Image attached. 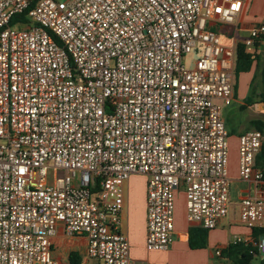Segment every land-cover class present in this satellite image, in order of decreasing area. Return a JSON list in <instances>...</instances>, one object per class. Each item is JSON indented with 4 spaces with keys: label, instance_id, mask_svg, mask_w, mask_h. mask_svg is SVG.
<instances>
[{
    "label": "built area",
    "instance_id": "2783aa9c",
    "mask_svg": "<svg viewBox=\"0 0 264 264\" xmlns=\"http://www.w3.org/2000/svg\"><path fill=\"white\" fill-rule=\"evenodd\" d=\"M247 1L0 0V264H60V229L87 240L71 264H133L122 230L133 175L147 177L148 251L172 245L181 189L191 227L229 215L224 108L237 47L262 42L264 24L233 45L223 34ZM239 143L241 179L263 182V132ZM239 219L263 233L264 256V200L243 198Z\"/></svg>",
    "mask_w": 264,
    "mask_h": 264
},
{
    "label": "crops",
    "instance_id": "0c3cea01",
    "mask_svg": "<svg viewBox=\"0 0 264 264\" xmlns=\"http://www.w3.org/2000/svg\"><path fill=\"white\" fill-rule=\"evenodd\" d=\"M264 24V0H248L237 25L238 30L223 34L227 45H233L248 35V30ZM247 47V46H246ZM251 55L250 68L237 73L235 71V87L233 103L224 108V119L229 134V178L231 209L229 215L222 219L213 230H208L205 248L192 249L189 245L191 227L186 219L175 224V239L167 251H148L146 248V196L147 185H144L141 196L137 199L136 211H132L129 219L128 210L129 186L125 185V209L123 222L126 220L125 234L130 241V256L133 264H233L229 259L218 255L235 242L254 244L256 232L240 223L239 204L243 198L252 197L264 200V181H244L239 170V138L257 130L255 121L264 122V39L252 47H247ZM237 68V67H236ZM259 131V130H258ZM261 154V152H260ZM259 154V155H260ZM256 158V168L264 173V162ZM144 176V175H143ZM196 228V227H195ZM87 240L82 236L67 237L60 229L53 239V256L60 264H71L72 256L86 260ZM257 264L258 258L255 259ZM77 263V262H76ZM90 264V261H88ZM93 264H100L95 261Z\"/></svg>",
    "mask_w": 264,
    "mask_h": 264
},
{
    "label": "trees",
    "instance_id": "16d2710c",
    "mask_svg": "<svg viewBox=\"0 0 264 264\" xmlns=\"http://www.w3.org/2000/svg\"><path fill=\"white\" fill-rule=\"evenodd\" d=\"M28 11L23 14L16 16L13 20V24L16 20L26 21V15ZM237 73L248 70L250 68L251 55L247 52V47L243 44H239L237 47ZM257 130L264 134V122L255 121ZM259 159L264 162V144L259 155ZM207 233L208 230L203 228H190L189 230V245L192 249L205 248L207 245ZM256 241L254 244H245L243 242H235L228 246L227 249L221 252L222 256L229 259L233 264H254L255 259H259L258 264H264V256L259 255L256 244L259 243L263 233L261 231L256 232ZM80 259L72 256V263L79 262Z\"/></svg>",
    "mask_w": 264,
    "mask_h": 264
},
{
    "label": "rangeland",
    "instance_id": "374dc122",
    "mask_svg": "<svg viewBox=\"0 0 264 264\" xmlns=\"http://www.w3.org/2000/svg\"><path fill=\"white\" fill-rule=\"evenodd\" d=\"M60 1H63V0H60ZM54 176H55V171L50 170L49 177L53 179ZM125 185H130L129 193L126 190V196L127 195L129 196V204L126 210H128V216L130 219L131 215L134 216L136 214V213L132 214V211L133 212L136 211L137 199L141 196L144 185H147V177L143 175H133L128 180V182H126ZM185 213H186V199L184 195V190L181 189L177 192L176 201H175V224L176 225L183 222ZM126 227H127V222L125 220L123 222V227H122L124 234L126 232L125 231ZM259 259L260 258H258V260ZM93 263H95V261L91 260L90 264H93ZM255 264H257V262H255Z\"/></svg>",
    "mask_w": 264,
    "mask_h": 264
}]
</instances>
